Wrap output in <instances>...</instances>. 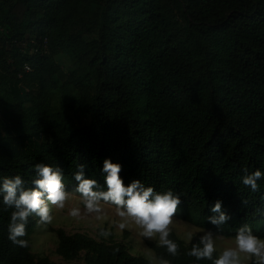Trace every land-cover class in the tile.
Here are the masks:
<instances>
[{
    "label": "trees",
    "instance_id": "16d2710c",
    "mask_svg": "<svg viewBox=\"0 0 264 264\" xmlns=\"http://www.w3.org/2000/svg\"><path fill=\"white\" fill-rule=\"evenodd\" d=\"M105 159L125 186L180 194L198 227L234 238L247 224L264 239V178L258 192L241 180L264 173V0H0V183L32 187L44 163L74 191L84 164L106 190ZM216 201L231 216L219 230ZM12 211L0 195V264H55L8 240ZM50 231L66 264H151L105 226ZM198 238L171 232L175 257L145 245L171 264H212L187 255Z\"/></svg>",
    "mask_w": 264,
    "mask_h": 264
},
{
    "label": "clouds",
    "instance_id": "9594fccd",
    "mask_svg": "<svg viewBox=\"0 0 264 264\" xmlns=\"http://www.w3.org/2000/svg\"><path fill=\"white\" fill-rule=\"evenodd\" d=\"M84 164H77V170L73 175L77 186L74 191L80 194L85 214L101 213V202L115 206L117 215L121 218L119 227L124 229L129 222L134 223L141 230L140 235L152 240L158 238V244L169 255L175 257L179 254V245L170 239L171 225L175 222L179 206L182 201L180 194L171 189L165 192H157L153 187H145L140 181H132L128 186L124 185L120 178L121 165L111 162L110 159L103 161L102 172L104 175V188L95 179L85 178ZM35 178L32 187H25L24 180L19 176L5 177L0 183V195L4 210L13 209L8 224V240L13 245L21 248L28 247L26 227L29 217L35 215L39 218L40 225H48L53 220L52 207L64 209L70 197L63 183V170L44 163L34 165ZM241 177L244 186L252 192H258V181L264 178V173L256 170L248 173L242 169ZM247 204L248 201H243ZM213 215L209 216L208 222L219 230L220 226L231 220V216L222 210V202L216 201L210 208ZM68 215L72 218H82L79 207L72 208ZM99 218V217H98ZM187 230L186 239L193 240V234L202 232L195 243H191V249L187 255L195 257L197 261L206 259L212 264H244L245 259L255 258V264H264V239L253 234L251 228L245 224L236 229L234 246L224 248L218 256L216 253V241L221 237L217 231L198 229L185 224ZM107 235V233H104ZM155 243V242H154ZM154 264H171L164 257H154Z\"/></svg>",
    "mask_w": 264,
    "mask_h": 264
},
{
    "label": "rangeland",
    "instance_id": "374dc122",
    "mask_svg": "<svg viewBox=\"0 0 264 264\" xmlns=\"http://www.w3.org/2000/svg\"><path fill=\"white\" fill-rule=\"evenodd\" d=\"M69 193L70 197L64 209L52 207L53 220L50 224L40 225L37 221L33 225L29 239L30 250L33 254L45 256L55 264H66L55 252L57 238L55 233L50 231V228H61L68 234L80 232L89 236H95L96 229L105 226L107 230H112L117 240H122L124 238V243L132 255L141 256L150 261L151 264H154L153 258L155 255L153 251L145 245L147 239L140 235L141 230L131 222H129L127 227L121 229L119 224L122 221L117 215L114 205L101 202V213L85 214L80 194L74 191H69ZM74 207L80 208L82 218L76 219L68 215L69 211ZM179 208L180 210L177 212L175 222L170 226L171 232L175 233L178 238L188 242L186 239L187 230L185 224L192 225L198 229L203 228L196 225L198 219L193 212L186 210L182 206H179ZM179 215H184L187 219L181 220ZM124 232L127 233L126 238L124 237ZM193 235L200 236L202 232H196ZM218 236L221 237L216 241V253L219 255L224 248L234 246V238H225L221 235ZM149 241L158 244V238ZM250 260L251 259H245L244 264H247Z\"/></svg>",
    "mask_w": 264,
    "mask_h": 264
},
{
    "label": "built area",
    "instance_id": "2783aa9c",
    "mask_svg": "<svg viewBox=\"0 0 264 264\" xmlns=\"http://www.w3.org/2000/svg\"><path fill=\"white\" fill-rule=\"evenodd\" d=\"M24 69H25V70H29V67H28V66H25Z\"/></svg>",
    "mask_w": 264,
    "mask_h": 264
}]
</instances>
